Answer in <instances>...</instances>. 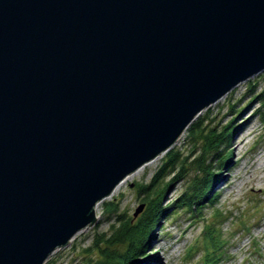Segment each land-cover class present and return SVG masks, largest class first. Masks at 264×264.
Returning a JSON list of instances; mask_svg holds the SVG:
<instances>
[{
	"label": "water",
	"instance_id": "95a60500",
	"mask_svg": "<svg viewBox=\"0 0 264 264\" xmlns=\"http://www.w3.org/2000/svg\"><path fill=\"white\" fill-rule=\"evenodd\" d=\"M262 69L264 0H0V264H43Z\"/></svg>",
	"mask_w": 264,
	"mask_h": 264
},
{
	"label": "rangeland",
	"instance_id": "374dc122",
	"mask_svg": "<svg viewBox=\"0 0 264 264\" xmlns=\"http://www.w3.org/2000/svg\"><path fill=\"white\" fill-rule=\"evenodd\" d=\"M256 81L259 86L264 83V69L239 81L198 114H210L220 125L232 119L236 129L223 150L224 153L232 151L231 161L221 167L214 186L219 191L216 201L206 203L202 208L205 219L200 212L192 214L184 207H173L162 217L148 245L149 252L155 256L152 264H201L200 252L188 259L186 250L197 242L203 224L221 217L224 218L220 229L228 241L224 244L219 264H264V124L254 113L258 103L251 100L252 95L248 92L249 85ZM170 147L188 151L186 128ZM167 150L130 172V176L126 175L125 181L114 192L95 204L96 220L78 230L65 244L56 247L43 264H91L86 263L87 260L96 257L98 251L91 247L86 252L85 247L90 246L95 232L109 227L104 213L105 202L117 200L119 210L136 219L144 209L134 214L143 201L138 193V183L152 177ZM181 188L182 181L176 183L167 195L173 197ZM219 209L223 212L221 216L217 215ZM243 222H246L244 226ZM123 248L124 245L118 244L117 249Z\"/></svg>",
	"mask_w": 264,
	"mask_h": 264
},
{
	"label": "trees",
	"instance_id": "16d2710c",
	"mask_svg": "<svg viewBox=\"0 0 264 264\" xmlns=\"http://www.w3.org/2000/svg\"><path fill=\"white\" fill-rule=\"evenodd\" d=\"M251 100L258 103L255 114L264 124V83L249 85ZM251 100L246 104L249 105ZM230 121L220 125L215 118L206 115L196 116L186 127L188 151L177 147H169L160 166L148 181L138 183V193L145 202L142 213L136 218L122 213L118 201L111 199L105 202L104 213L109 221L106 230L95 232L90 246L98 251L96 257L87 260L91 264H152L154 254L149 252L148 245L155 235L156 226L162 217L173 207L189 209L193 213L200 212L206 203H214L219 194L214 189L221 173V167L229 165L232 151L223 150L226 142L233 134ZM229 146V145H227ZM182 181V188L173 197L167 195L173 186ZM223 212L219 209L218 216ZM220 220L203 224L197 242L188 246L187 258L199 253L201 264H219L224 244L228 241L220 229ZM246 222H243V226ZM118 244L124 245L117 249Z\"/></svg>",
	"mask_w": 264,
	"mask_h": 264
},
{
	"label": "bare ground",
	"instance_id": "6f19581e",
	"mask_svg": "<svg viewBox=\"0 0 264 264\" xmlns=\"http://www.w3.org/2000/svg\"><path fill=\"white\" fill-rule=\"evenodd\" d=\"M240 142V140L237 142V145H238V143ZM129 176H130V174H129ZM127 177H128V175H127ZM125 179V178H124ZM124 179H122L121 181H119L116 185H115V187L112 189V191L111 192H114L120 185H121V183L123 182V181H125Z\"/></svg>",
	"mask_w": 264,
	"mask_h": 264
}]
</instances>
